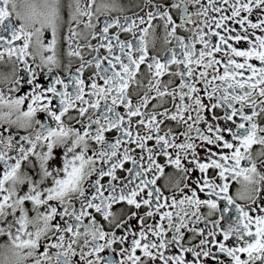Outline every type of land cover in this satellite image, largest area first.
I'll return each instance as SVG.
<instances>
[{
    "label": "snow or ice",
    "instance_id": "obj_1",
    "mask_svg": "<svg viewBox=\"0 0 264 264\" xmlns=\"http://www.w3.org/2000/svg\"><path fill=\"white\" fill-rule=\"evenodd\" d=\"M122 11L0 0V264H264V0Z\"/></svg>",
    "mask_w": 264,
    "mask_h": 264
},
{
    "label": "flooded vegetation",
    "instance_id": "obj_2",
    "mask_svg": "<svg viewBox=\"0 0 264 264\" xmlns=\"http://www.w3.org/2000/svg\"><path fill=\"white\" fill-rule=\"evenodd\" d=\"M117 3L119 4V6L123 9L122 12H113L112 15L113 16H123V15H131L133 12H137L139 11V9L141 7H143V0H117ZM253 19H255V17H253ZM160 35L162 36V32L160 33ZM47 42V41H45ZM160 47H162V41L160 42V44L158 45ZM47 55V53H46ZM31 63V61H29ZM37 63H39V60H37ZM12 71V64L5 62V63H0V73H2L4 76H8L11 74ZM42 83H45V81H41ZM11 87L10 83L7 80H0V91H3L5 96L8 95H14L15 93H10L9 92V88ZM28 88L27 87H23L22 88V92L20 94H23L24 92H27ZM24 110H26V105L24 106ZM5 111H7V109H5ZM39 118L43 119V115L40 114ZM259 150V146H254V153L255 151ZM173 171V169L169 168L166 170L167 173H171ZM200 174L197 171L196 173H194L193 178L198 177ZM161 184L164 183V180L162 179L160 181ZM238 187V185H233L230 189V194L235 195V190ZM201 198H204V194H200ZM240 203H243L242 201H238ZM120 207L123 206H117V210H119ZM143 211V210H142ZM220 213H216L213 217H211V219H218L219 218ZM201 227H204L203 224H201ZM208 227H211V225L209 224ZM8 243V239L7 236H0V244H7ZM105 255H108L110 253L106 252L104 253ZM224 258V257H222ZM117 259H119V257H117ZM28 264H31V261L28 262Z\"/></svg>",
    "mask_w": 264,
    "mask_h": 264
}]
</instances>
